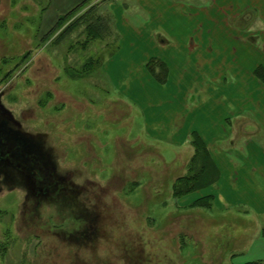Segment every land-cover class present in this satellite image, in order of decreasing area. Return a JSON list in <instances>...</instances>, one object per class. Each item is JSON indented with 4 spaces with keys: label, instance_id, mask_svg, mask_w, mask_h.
Instances as JSON below:
<instances>
[{
    "label": "rangeland",
    "instance_id": "374dc122",
    "mask_svg": "<svg viewBox=\"0 0 264 264\" xmlns=\"http://www.w3.org/2000/svg\"><path fill=\"white\" fill-rule=\"evenodd\" d=\"M82 1L0 0V137L11 152L0 155V246L8 245L0 250V264L264 259L249 187L236 189L227 172L225 198L217 186L207 191L215 195L210 209L188 205L189 197L202 193L174 198L173 182L187 173L184 155L154 140L153 131L146 134L140 109L147 104L131 97L130 83H112L103 66L82 78L66 74L91 56L104 63L118 48L110 12L125 7V0H88L76 15H96L110 31L88 48L81 44L89 21L59 39L61 30L45 37ZM134 83L142 85L140 78ZM230 101L226 97L225 105ZM22 149L26 161L14 158Z\"/></svg>",
    "mask_w": 264,
    "mask_h": 264
},
{
    "label": "crops",
    "instance_id": "0c3cea01",
    "mask_svg": "<svg viewBox=\"0 0 264 264\" xmlns=\"http://www.w3.org/2000/svg\"><path fill=\"white\" fill-rule=\"evenodd\" d=\"M124 2L110 12L118 48L102 72L112 83H130L131 97L147 104H137L146 134L177 147L185 172L195 153L192 134L208 147L218 178L188 194L202 193L188 205L206 195L214 203L207 191L215 186L224 196L230 172L235 188L249 187L257 199L249 207L264 240V0Z\"/></svg>",
    "mask_w": 264,
    "mask_h": 264
},
{
    "label": "trees",
    "instance_id": "16d2710c",
    "mask_svg": "<svg viewBox=\"0 0 264 264\" xmlns=\"http://www.w3.org/2000/svg\"><path fill=\"white\" fill-rule=\"evenodd\" d=\"M88 0H83L80 4L75 6L73 9H71L69 12L65 13L59 19L57 20L56 24L54 25L53 29L50 31V33H47L45 35L48 36L49 40L55 36V33L61 30V34L59 35L58 39L61 35L64 33H68L76 28H78L81 25L87 24L89 21V24L86 25V33H87V40L85 42H82V44L78 41V44H81V48L85 49L88 48L89 45L96 40L99 37H103V35H107L110 33L108 31V27L106 24H103V21L97 17L96 15H93L92 18H90V14H81L79 16H76L83 7H86ZM92 7V6H91ZM89 13V12H88ZM72 20H71V19ZM69 22L68 27L66 29L63 28V25L65 23ZM72 21V22H71ZM57 38V37H55ZM77 44V45H78ZM26 58V57H25ZM103 60L98 56H91L89 57L85 63L81 66V68L77 69L75 72L72 70H69L70 68L66 69V74L70 77L75 78L78 76V78H82L89 75H92L94 71L98 67H102ZM149 67L151 70H153L154 67V61H152L149 64ZM75 69V68H73ZM162 75L160 76L162 80ZM163 79L162 81H164ZM48 96L52 95V91H48ZM2 137H0V148H3L4 150H0V155L4 156L11 154L9 149L6 147V144H3ZM16 143H21V140L17 141ZM194 146L195 153L193 157L191 158L190 162L188 163L187 167V173L183 176H179L172 184V194L174 198H182L187 196L188 194H191L195 191H198L200 189L206 188L213 183L216 182L218 178V170L217 167L212 160L211 153L208 149V147L205 145L204 141L201 139V137L197 133L192 134V142ZM17 145V144H16ZM23 146V145H22ZM22 146L19 144L18 149L22 148ZM14 158L20 160V161H26L25 154L23 153V149L21 151H17L15 154L13 153ZM39 169H38V168ZM37 170L42 172L41 168L37 166ZM212 170V171H211ZM213 196L212 195H206L203 197H199L196 199L193 203L190 204L191 208H204V209H210L213 207ZM188 224L189 223H184ZM194 225V224H191ZM8 248V245L0 246V250H6ZM248 264H264V260H257L250 262Z\"/></svg>",
    "mask_w": 264,
    "mask_h": 264
}]
</instances>
